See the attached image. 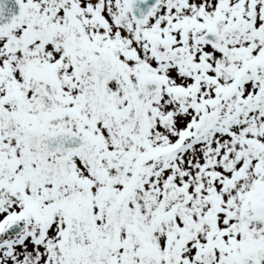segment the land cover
<instances>
[{
    "label": "snow or ice",
    "instance_id": "1",
    "mask_svg": "<svg viewBox=\"0 0 264 264\" xmlns=\"http://www.w3.org/2000/svg\"><path fill=\"white\" fill-rule=\"evenodd\" d=\"M0 264H264V0H0Z\"/></svg>",
    "mask_w": 264,
    "mask_h": 264
}]
</instances>
